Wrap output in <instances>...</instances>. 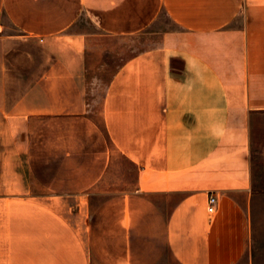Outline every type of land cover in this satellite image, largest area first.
<instances>
[{"label":"crops","instance_id":"obj_1","mask_svg":"<svg viewBox=\"0 0 264 264\" xmlns=\"http://www.w3.org/2000/svg\"><path fill=\"white\" fill-rule=\"evenodd\" d=\"M161 14L91 108L93 40ZM261 123L264 0H0V264H264Z\"/></svg>","mask_w":264,"mask_h":264},{"label":"rangeland","instance_id":"obj_2","mask_svg":"<svg viewBox=\"0 0 264 264\" xmlns=\"http://www.w3.org/2000/svg\"><path fill=\"white\" fill-rule=\"evenodd\" d=\"M160 19L152 24L150 27L143 30L138 34L125 35V36H97L91 44V50L87 57L88 69L87 79L88 84V97L91 101V108H97V102L105 92V88L109 82V79L114 74V71L120 66L126 59L141 54L147 48L156 46L160 42V32L164 29L173 26L172 22L165 14H161ZM9 30L13 31L12 28ZM253 138L261 149H264V124H257L254 127ZM254 151H259V148H255ZM257 155L255 156V158ZM118 169L125 171L127 179L126 185H129L130 173H133L131 164L121 158H117ZM261 164L263 167L264 159L255 160V165ZM264 182V172L263 179Z\"/></svg>","mask_w":264,"mask_h":264},{"label":"built area","instance_id":"obj_3","mask_svg":"<svg viewBox=\"0 0 264 264\" xmlns=\"http://www.w3.org/2000/svg\"><path fill=\"white\" fill-rule=\"evenodd\" d=\"M215 203H216V195L210 193L208 196L207 207H206L209 213H213L215 211Z\"/></svg>","mask_w":264,"mask_h":264}]
</instances>
